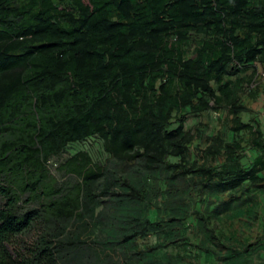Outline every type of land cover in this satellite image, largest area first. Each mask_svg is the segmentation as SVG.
<instances>
[{
	"label": "trees",
	"instance_id": "obj_1",
	"mask_svg": "<svg viewBox=\"0 0 264 264\" xmlns=\"http://www.w3.org/2000/svg\"><path fill=\"white\" fill-rule=\"evenodd\" d=\"M257 64L264 0H0V264H264Z\"/></svg>",
	"mask_w": 264,
	"mask_h": 264
},
{
	"label": "rangeland",
	"instance_id": "obj_2",
	"mask_svg": "<svg viewBox=\"0 0 264 264\" xmlns=\"http://www.w3.org/2000/svg\"><path fill=\"white\" fill-rule=\"evenodd\" d=\"M256 68H257L258 73L262 75V83H260L261 84L260 85V88H261L260 91L261 92L257 98V101L254 104H252V108H253L252 112L254 115L259 117L261 121L263 120V122H264V67L262 64H257ZM216 116L217 115L214 113L212 116V120H211L212 124L218 123L216 121V119H217Z\"/></svg>",
	"mask_w": 264,
	"mask_h": 264
}]
</instances>
